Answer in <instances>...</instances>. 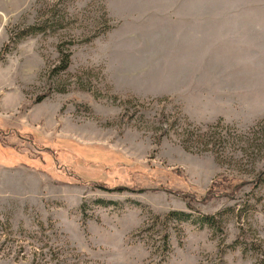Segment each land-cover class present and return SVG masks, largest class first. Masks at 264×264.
<instances>
[{
    "label": "rangeland",
    "instance_id": "obj_1",
    "mask_svg": "<svg viewBox=\"0 0 264 264\" xmlns=\"http://www.w3.org/2000/svg\"><path fill=\"white\" fill-rule=\"evenodd\" d=\"M16 130L80 158L0 160V264H264V0H0Z\"/></svg>",
    "mask_w": 264,
    "mask_h": 264
},
{
    "label": "trees",
    "instance_id": "obj_2",
    "mask_svg": "<svg viewBox=\"0 0 264 264\" xmlns=\"http://www.w3.org/2000/svg\"><path fill=\"white\" fill-rule=\"evenodd\" d=\"M37 31H39V30L35 29L33 26L27 28L28 33H35ZM24 34H26V32L20 33V35H18V37H21ZM59 52H61V51H59ZM60 54H61L60 64L58 65V67L56 69L57 70H64L68 64V54H66V53H60ZM5 130H8V129H5ZM3 131H0V160L11 161L12 159H14L15 164L16 163L17 164H27L24 161V159L28 160V161H35L36 157H34L30 151H26L25 154H23L21 152V148L25 145V143L30 142V141H31L30 143L32 145L39 144V146H42V149L46 153L57 154V152H59V154L61 153V155H62V153L68 154V155L72 156L73 158H75L76 160H79V158H80L74 150L70 149L67 146V145H75V143L68 142L67 140L63 139L60 142H56L57 140H54V141L43 140V142L34 143V141H32V137H33V140L35 137L31 133H28V132L22 133L21 131L16 130L14 132L15 135L6 136V134H5L6 132L2 133ZM19 136H22V137H19ZM9 138H13L14 140H9ZM17 138H20L21 140L16 141ZM5 142L7 143V145H5ZM64 144H67V145H64ZM9 151H11V152L9 153ZM40 156L41 155H39V157ZM41 158L42 157H40V161L38 159H36V160L39 161V163H43L44 161H42L43 159L41 160ZM100 166H102L105 171H109V170H112L114 168V166H112V165L109 167H106L107 164H103V163H100ZM69 171L72 174H66L65 172L60 174L61 178L63 180L62 182L68 183V179H71V180H77L78 182L80 180H82L83 182H87V183H91V184L95 183L93 181H86V180L81 179L80 177H78L76 175V173L72 169H69ZM125 173H126V169H125ZM79 178H80V180H79ZM100 184H105V183L100 182ZM96 185L98 186V188H103V189L115 188V190H118V191L133 190L131 187H126V186L107 187L105 185H99V184H96ZM229 186H231V188H232L235 185L230 183ZM211 189H212V187L209 189V191ZM185 197L188 198L187 196H185ZM191 199L192 198H188V200H190V201H191ZM98 202H102V201H98ZM187 207L191 208V205L187 204ZM195 212H199V211H195ZM156 218H158V216H156ZM190 218H191L190 213H186V212H182V211H171V212H168L162 216V221H164L165 223L168 222L169 220L170 221L175 220L178 222H185V221H188ZM192 222L199 223V224H201L200 226H202L203 224L213 226L217 230L219 229V226H220L219 221H216L215 219L213 220L212 217H208V216L207 217L206 216L195 217L192 219ZM166 238H167V234L165 233V231H163V234L161 236V241H162V244L164 245L163 249L166 248Z\"/></svg>",
    "mask_w": 264,
    "mask_h": 264
}]
</instances>
